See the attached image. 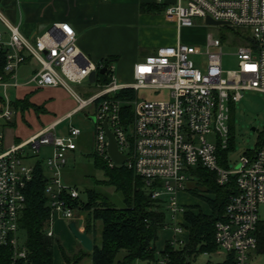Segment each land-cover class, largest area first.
<instances>
[{
    "label": "built area",
    "instance_id": "2783aa9c",
    "mask_svg": "<svg viewBox=\"0 0 264 264\" xmlns=\"http://www.w3.org/2000/svg\"><path fill=\"white\" fill-rule=\"evenodd\" d=\"M166 14L175 17L180 28H195V21L210 27L206 23L210 18L224 23L220 26L245 29L251 36L238 38L243 44L234 54L237 70L224 71V40L208 31L204 45L178 43L159 48L135 66L131 83L122 84L114 75L113 64L97 65L79 50L76 31L68 23L54 24L42 35L29 38L0 12V23L6 29L0 30V129L16 119L14 93L18 90L29 86L68 90L77 101L75 112L69 116L91 111L95 119L96 155L111 169L121 167L108 155L107 122L126 156L123 166L144 181L152 199L168 200L165 207L175 220L176 235L170 243L175 248L187 243L185 229L177 219L185 212L178 197L196 180L193 170L202 167L215 173L220 186L233 179L237 193L226 206L224 220L216 224L215 241L219 249L235 255L237 264H249V253L258 246V209L264 204V138L234 170L219 165L218 153L229 146L230 103H239L247 91L264 94V0H177L166 8ZM104 67L112 74L111 82L104 87L95 83L100 88L96 94L82 98L70 86L90 83L91 73ZM24 69L28 71L26 77ZM145 90L166 91L168 96L161 100L140 98ZM123 91L135 92V99H116ZM126 106L133 107L131 122L123 117ZM55 126L6 150L5 136L0 133V259L2 251L8 249L13 264L28 257L27 248L19 245L25 189L34 173V168L24 165L26 147L32 146L38 155L43 147L52 149L46 160L49 177L45 192L50 195L51 208L47 236H55V219H75L67 198L76 200L80 192L67 185L63 175L68 154L78 150L83 131L72 127L61 137L55 134ZM167 263V259L157 262Z\"/></svg>",
    "mask_w": 264,
    "mask_h": 264
},
{
    "label": "trees",
    "instance_id": "16d2710c",
    "mask_svg": "<svg viewBox=\"0 0 264 264\" xmlns=\"http://www.w3.org/2000/svg\"><path fill=\"white\" fill-rule=\"evenodd\" d=\"M115 61L116 58L110 57L100 66H110ZM99 71L96 85L104 87L110 84L112 76L110 70L105 74H100ZM135 97L133 91H123L115 96L121 101H129ZM15 105L23 112L32 107L29 100ZM123 117L128 118L127 122H131L132 106L123 108ZM263 138L264 135L257 148ZM232 146L229 141L226 150L219 149V165L225 169H227L225 151L226 153L231 151ZM87 156L93 159V167L104 171L105 174L104 180L94 181L95 185L113 186L122 196L123 206L112 204L103 191L97 188L86 190L88 201L85 204L80 198L71 200L66 197L74 209L75 217L84 216L85 232L93 238L94 243L92 252L83 249V254L76 257L61 249L67 264H79L86 258L91 259V264H136L139 261L157 264L160 259H167V264H191L199 255L211 254L219 250L215 241L216 224L224 220L226 206L230 198L237 193L233 179L228 185L220 186L216 181L215 173L202 167L193 170L196 183L187 191L205 202L211 212L206 214L197 206L184 207L185 222L182 227L188 232L187 243L183 247L175 248L170 242H166L165 248L158 252L156 243L160 233L167 227L174 226L167 224L165 201L152 199L144 181L133 170H129L126 166L111 169L95 152ZM46 183L47 177L43 166L38 164L34 168L32 181L25 189L26 208L20 223L21 229L27 234L28 257L16 264H54V249L56 245H60V241L55 236L51 238L47 236L51 208L45 192ZM76 189L78 190L77 186ZM98 222H101L100 245L94 239L99 232L96 225ZM256 236L258 240L256 253L264 255V221L262 220L258 223ZM122 252L125 255L119 260L118 257ZM0 264H13L8 249L2 251ZM221 264H237L235 255L228 253L226 261Z\"/></svg>",
    "mask_w": 264,
    "mask_h": 264
},
{
    "label": "crops",
    "instance_id": "0c3cea01",
    "mask_svg": "<svg viewBox=\"0 0 264 264\" xmlns=\"http://www.w3.org/2000/svg\"><path fill=\"white\" fill-rule=\"evenodd\" d=\"M176 3L177 0H161V2L158 0H0V12L9 24L18 27L21 33L29 38L42 35L54 24L68 23L76 31L79 50L97 65L110 57L116 58L113 63L114 75L120 83L127 84L133 79L135 66L146 57L156 54L159 48L178 43L192 45L190 41L186 42V35L193 29L199 30L201 27L180 28L177 19L166 14V8ZM3 30H6L4 26ZM27 72L24 69L25 77ZM43 92H47L43 102L35 103V97ZM14 99L15 104L29 100L32 107L25 112L20 107H16L18 112L16 119L2 128H17L18 122L26 123L25 115L31 110L39 119L42 116L49 119L48 126L33 134L29 132V137L24 141L17 137L16 142H19V145L52 125H56L55 134L61 137L67 136L70 128L76 127V113L69 116L76 110V98L62 87L36 89L29 86L15 92ZM59 127L63 129L58 132ZM51 151L52 149L49 155ZM46 176L49 177V174ZM63 176L67 185L76 188V151L68 154V165ZM195 183L190 182L187 189L190 188V184ZM186 194L191 195L189 192L179 194L180 205L201 207L199 204H193L191 197ZM177 219L182 226L185 222L184 214L178 215ZM73 221L81 231H85L84 216L75 217ZM71 222L62 218L55 219L53 231L60 245H56L54 249V264H67L61 249L75 257L84 252L82 245L72 239L67 229V224ZM170 229L173 234L167 242L176 237L173 228ZM98 231L100 233L99 228ZM184 237L188 238L186 230ZM90 238L93 240L92 237ZM91 263V259L86 258L79 264Z\"/></svg>",
    "mask_w": 264,
    "mask_h": 264
},
{
    "label": "rangeland",
    "instance_id": "374dc122",
    "mask_svg": "<svg viewBox=\"0 0 264 264\" xmlns=\"http://www.w3.org/2000/svg\"><path fill=\"white\" fill-rule=\"evenodd\" d=\"M196 26L201 27L199 30L193 29L187 33L186 42L190 41L192 45H204L206 40V35L208 31L213 33L220 34L224 40L223 51V69L225 72L235 71L238 68V61L234 54L237 52V48L240 44H243L242 40L238 39L239 37L245 36L246 38L251 36L246 33L245 29L242 28H229L227 26H210L205 27L204 23L201 21H195ZM0 30H3V26L0 25ZM246 34V35H245ZM118 71H116V74ZM133 79L130 81L132 82ZM72 89L82 98H87L99 92L95 84L83 83L71 84ZM47 96V92H43L40 95H37L34 99L35 103L40 104L43 102V99ZM161 100L165 99L168 96V93L165 91H153L145 90L140 92V98ZM77 106V101H76ZM230 134L229 140L233 145L231 151L226 153L224 159L226 161L227 169L234 170L236 169L243 157L248 155L250 152L254 151L261 137L264 135V94L254 91H247L243 93V99L239 103H230ZM91 111H84L76 114V127L80 128L83 131V135L79 139V149L76 151V186L80 192V201L82 203H87L88 195L86 190L89 188H97L98 190L103 191V193L110 199L112 204L115 206H123L122 196L116 192V189L113 186H96L95 180H104L105 174L102 170H96L93 166V159L88 157V153L94 152L95 144V130L94 123L92 121ZM39 117L35 114L34 111H29L25 115V122H18L17 128H1L0 133L5 135L4 140V150L8 149L11 145H19V142H16V138L20 137L23 141L29 137L30 133H35L39 129L48 126L49 119L45 116ZM72 121V120H71ZM62 127H59L57 131L62 130ZM255 129V130H253ZM25 131V132H24ZM8 147V148H7ZM49 147H43L41 152L38 154L33 153L32 146H28L24 150V165L29 168H35L38 164L43 166L45 175L49 174V171L46 166V160L50 152ZM224 151V150H223ZM195 170V169H194ZM196 182V181H194ZM194 184H190L189 187L192 188ZM189 192V191H185ZM187 196L191 197V202L193 204H199V208L205 213H210L209 207L202 200L193 197L192 195ZM47 198L50 199V195H47ZM180 199V198H178ZM165 202L168 200L165 199ZM167 213V224L175 225V220L173 219L170 212L166 209ZM197 213V212H196ZM258 214L260 220L264 221V204L261 205L258 209ZM97 227L101 230V222H98ZM173 228V226L171 227ZM67 229L73 240L76 241L72 232L69 229V224H67ZM171 229L164 230L160 233V237L156 243V248L158 252L163 250L166 242L172 236ZM96 242L98 245L101 244L100 233L96 236ZM27 234L25 231L20 230L19 232V245L21 248H26ZM64 242V241H63ZM124 252H122L118 259L121 260L124 257ZM228 253L219 249L216 252L211 254H202L199 255L196 259L192 260L191 264H221L226 261ZM56 256V251H55ZM249 264H264V255L252 251L249 253ZM136 264H152L148 262L139 261Z\"/></svg>",
    "mask_w": 264,
    "mask_h": 264
},
{
    "label": "water",
    "instance_id": "95a60500",
    "mask_svg": "<svg viewBox=\"0 0 264 264\" xmlns=\"http://www.w3.org/2000/svg\"><path fill=\"white\" fill-rule=\"evenodd\" d=\"M206 23L208 25H212V26H220V25H224V23H220V22H216L210 18H207ZM107 70V67H104L102 69H100L99 73L100 74H105ZM97 76H98V72L94 71L91 73L90 77H89V82L90 84H95L97 81ZM92 121L95 122V119L92 118ZM104 128L106 130V134L108 136L109 139V144H108V155L110 157V159L112 160L113 163H115L118 166H123L126 162V156H124L117 145L116 139L114 137V135L109 131L108 126H107V122L104 123ZM255 130V129H253ZM69 229L72 232L73 236L75 237V239L82 245V247L87 250L88 252H92L94 249V243L93 240L89 237V235L85 232V231H81L78 226L77 223L75 221H72L69 224Z\"/></svg>",
    "mask_w": 264,
    "mask_h": 264
}]
</instances>
